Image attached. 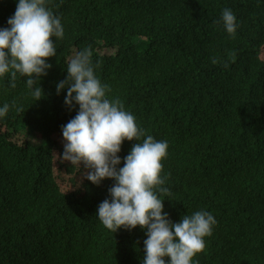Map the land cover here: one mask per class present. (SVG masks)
I'll use <instances>...</instances> for the list:
<instances>
[{
	"label": "trees",
	"instance_id": "16d2710c",
	"mask_svg": "<svg viewBox=\"0 0 264 264\" xmlns=\"http://www.w3.org/2000/svg\"><path fill=\"white\" fill-rule=\"evenodd\" d=\"M17 0H0V28ZM60 17L57 54L36 101L27 78L0 79V264H143L145 232L115 233L96 217L113 181L99 186L59 157L69 110L71 58L92 52L108 99L167 141L158 193L169 219L196 211L217 223L193 264H264V0H47ZM231 9L238 28L220 23ZM55 39V40H54ZM215 61V62H214ZM143 139V137H142ZM36 140L37 143L31 142ZM124 141L118 154L129 153ZM81 176V181L77 177ZM167 262V258H165Z\"/></svg>",
	"mask_w": 264,
	"mask_h": 264
},
{
	"label": "clouds",
	"instance_id": "9594fccd",
	"mask_svg": "<svg viewBox=\"0 0 264 264\" xmlns=\"http://www.w3.org/2000/svg\"><path fill=\"white\" fill-rule=\"evenodd\" d=\"M46 2L17 0L8 27L0 28V79L9 76L14 88L17 75L27 78L25 83L36 101L43 96L40 78L51 68L47 60L57 54L53 38L64 35L60 17ZM220 23L227 34L235 36L238 24L231 9L222 11ZM66 73L65 80L56 85L57 94L66 89L65 106L71 110L77 105L78 111L61 128L63 152L59 159L80 169L83 166L84 179L92 185L113 181L109 199L98 205L96 217L113 233L122 228L143 230L147 237L143 264H193L217 221L210 212L201 210L173 223L163 210L164 200L158 193H168L163 187L167 176H161L167 141L145 137L123 103L107 98L109 89L95 75L90 49L78 51ZM8 111L9 105L0 107V118ZM133 140L136 143L118 167L122 143Z\"/></svg>",
	"mask_w": 264,
	"mask_h": 264
},
{
	"label": "rangeland",
	"instance_id": "374dc122",
	"mask_svg": "<svg viewBox=\"0 0 264 264\" xmlns=\"http://www.w3.org/2000/svg\"><path fill=\"white\" fill-rule=\"evenodd\" d=\"M31 142L37 143L36 140H34V141L31 140ZM77 178H78L79 181H81V176H79V177H77Z\"/></svg>",
	"mask_w": 264,
	"mask_h": 264
}]
</instances>
